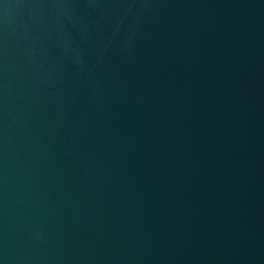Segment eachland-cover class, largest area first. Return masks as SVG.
I'll return each mask as SVG.
<instances>
[{
	"label": "water",
	"instance_id": "water-1",
	"mask_svg": "<svg viewBox=\"0 0 264 264\" xmlns=\"http://www.w3.org/2000/svg\"><path fill=\"white\" fill-rule=\"evenodd\" d=\"M0 264H264V0H0Z\"/></svg>",
	"mask_w": 264,
	"mask_h": 264
}]
</instances>
